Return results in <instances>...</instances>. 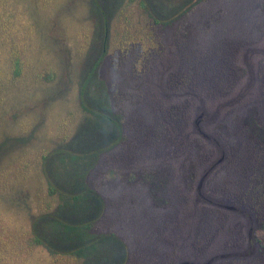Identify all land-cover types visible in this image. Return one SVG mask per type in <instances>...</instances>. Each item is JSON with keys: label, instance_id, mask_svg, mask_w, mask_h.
<instances>
[{"label": "rangeland", "instance_id": "obj_1", "mask_svg": "<svg viewBox=\"0 0 264 264\" xmlns=\"http://www.w3.org/2000/svg\"><path fill=\"white\" fill-rule=\"evenodd\" d=\"M91 1L0 0V245L8 240L9 247L21 246L22 237L31 236L32 218L51 211L58 203L57 194L49 193L53 182L49 161L43 156L54 160L53 155L60 152L56 149L63 145L70 148L71 138L89 115L80 103L79 83L90 67L93 76L105 82L114 110L125 121V138L136 134L135 124L139 120L151 131L148 136L136 134L137 145L123 140L103 149L84 176L85 184L100 192L106 202L96 229L104 231L111 216L119 219L114 224L115 231L131 239L135 247L145 249L144 257L158 264L166 262L169 248L176 244L175 264H248L253 256H261L257 258L264 261V251L254 243L251 234L260 214L263 216V202L257 203V212L235 196L224 198L214 187L217 169L227 165L228 149L219 133L231 136L233 114L240 107L247 114V107L257 101L263 81L264 31L256 42L245 43L235 55V65L244 73L233 91L218 99L206 97L204 102H198L191 122L186 125L188 131L184 132L182 127L176 132L172 127L173 131L166 136L176 138L163 143L159 133L152 134L162 129L159 119L167 123L169 104L184 103L187 92H195L181 84L170 88L166 84L167 75L178 64L173 40L177 21L155 25L138 0L121 1L119 5H125V15L135 29L151 30L157 44L160 42L159 51L149 61V75L136 78L132 74L133 56L121 59L117 65L112 62L120 42L121 23L123 26V20L117 19L120 6L110 20L108 52L101 56L103 33L94 25ZM181 1L184 0H172ZM242 1L249 5V23L253 27L264 17V0ZM214 4L220 5V1ZM47 73L52 75L51 79L45 77ZM234 102L240 103L233 107ZM131 120L134 124H129ZM218 123L221 126L216 130ZM87 127L88 138L83 142L89 145L96 142L98 132L91 125ZM196 141L209 148L211 154L195 166L200 154ZM192 171L194 183L187 175ZM165 174L170 180L165 194L169 203H155L152 196L162 195L161 189L153 190L149 180L161 183ZM175 201L180 206L178 211H174ZM117 205L121 206V214L114 212ZM192 206L186 239H181L177 236L178 227L181 222L184 226ZM207 209L217 217L218 210H222L227 216L226 225L205 251L195 252L191 243L196 220L192 219L195 215L200 226L202 212ZM237 224L243 233L242 244L225 245L223 241L230 235L228 229ZM161 236L163 239L159 240ZM22 250L26 257L23 264H79L68 257L57 260L58 257L47 256L41 246L24 243Z\"/></svg>", "mask_w": 264, "mask_h": 264}, {"label": "trees", "instance_id": "obj_2", "mask_svg": "<svg viewBox=\"0 0 264 264\" xmlns=\"http://www.w3.org/2000/svg\"><path fill=\"white\" fill-rule=\"evenodd\" d=\"M121 1H91L94 25L103 33L101 56L108 52L110 20ZM214 1H220V5H215ZM138 3L155 25L177 21L173 40L178 50V64L167 75L166 84L169 88L181 84L187 90H195L187 92L184 103L169 104L167 111L170 112L165 117L167 123L159 119V126L162 129L160 132L152 131V134L159 133L164 143L175 137L166 136L167 132L173 130L178 132L182 127L184 132L188 131L186 125L191 122L192 111L198 102H204L206 97L218 99L233 91L237 79L244 73L242 68L235 65V55L245 43L258 40L264 31V17L256 21V25L252 27L247 11L249 5H246L247 1L242 0H184L179 3H173L172 0H138ZM118 9L120 10L117 19L123 20V26L121 23L120 42L115 47L112 62L117 65L121 59L133 56L132 74L136 78L144 79L149 75L147 73L150 69L149 61L159 51L160 42L157 44V37L151 30L135 29L125 15V5ZM136 59L142 61L137 63ZM90 70L88 67L79 83L80 103L89 115L84 118L79 130L71 138L70 148L66 149L63 145L56 149L60 152L53 155L54 160L52 157L48 158L49 155L43 156L44 160L49 161L48 169L53 182V185L50 184L52 192L49 193L57 194L58 203L51 211L32 218L31 236L22 237L21 246L9 247L8 240L1 241L0 264H9L11 261L13 264H23L26 258L22 250L24 243L30 247H43L47 256L55 259L58 257L57 260L61 256L68 257L79 264H158L154 259L144 257L145 249L140 250V247L134 246L131 239L115 231L114 224L119 222V219L111 216L104 231L96 229V222L102 218L106 210V202L100 192L85 184L84 176L103 149L123 140H129L132 145H137L139 141L135 139L136 134L137 137L148 136L151 131L143 120H139L135 124L136 134L125 138L124 120L114 110L105 82L94 77ZM45 77L51 79L52 75L47 73ZM261 77L263 81L257 91V101H252L254 104L247 107L249 112L243 114L241 112L243 107H240L233 114V121H230L231 136L217 131L221 136L219 139L228 149V154L225 160L227 165H223L224 168L221 170L217 169L219 173L215 176L214 184L215 189L221 192L224 198L237 197L239 198H236L237 201L247 204L248 207L252 206L257 212V203L263 202L264 205V114H260V111L264 110V70ZM260 99L263 101H259ZM239 103L234 102L231 106ZM129 124H134V120L129 121ZM90 125L97 130L98 137L95 143L88 145L83 141L88 138L87 126ZM218 126L221 124H216V130ZM222 136L231 142L224 141ZM196 142L199 144L200 154L195 166L196 162L203 161L205 157L207 159L211 154L209 148L199 141ZM192 158L191 155L189 160ZM187 175L194 183L195 171L191 174L187 172ZM169 182L166 174L161 183L149 180L153 190L161 189L162 195L152 196L155 203L156 201L169 203L165 196ZM120 207L115 206L114 212L121 214ZM178 208L180 206L175 201L174 211ZM193 210L194 206L188 210L184 226L182 222L179 225L177 221L179 225L177 236L182 237L181 239H186V226ZM261 213L264 216L263 210ZM194 216L192 220L194 222L195 219L196 223L191 246L195 252H202L213 243L220 231L224 230L227 216L222 210H218V217L211 209L203 210L200 226H197L198 218ZM263 216L260 214L258 224L251 234L254 243L264 251ZM241 231L239 224L228 229L230 235L223 241L225 245L240 246L243 241ZM161 239L163 236L159 237V240ZM175 241L173 235V243ZM176 245L169 248L165 257L166 262L162 261V264H175ZM262 256L264 258V254ZM257 257L261 256H253L248 264H264V261Z\"/></svg>", "mask_w": 264, "mask_h": 264}]
</instances>
